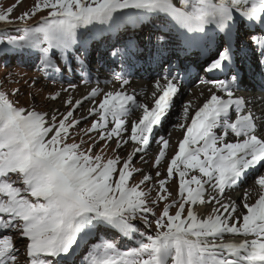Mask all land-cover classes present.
I'll return each instance as SVG.
<instances>
[{"label": "snow or ice", "instance_id": "snow-or-ice-1", "mask_svg": "<svg viewBox=\"0 0 264 264\" xmlns=\"http://www.w3.org/2000/svg\"><path fill=\"white\" fill-rule=\"evenodd\" d=\"M19 3L0 10V22L13 24ZM148 17L160 22L155 62L163 66L176 46L184 54H198L206 74L226 78L201 81L211 85L209 94L195 108L170 159L169 139L157 132L174 107L178 77L169 61L164 82L157 79L153 85L151 106L138 103L135 94L125 91L131 73L123 70L140 54L135 41L112 46L111 56L122 65L114 76L120 89L98 101L97 87L81 99L69 97L64 113L46 112L19 106L11 98L19 89L0 90V264H20L19 237L30 264H264V110L257 116L249 107L252 101L235 95L238 72L228 76L238 53L247 55L249 42L254 48L248 51L264 68V0H34L15 18L25 22L15 29L17 34L0 30V46L35 56L50 73L61 71L58 64L72 70V61H78L87 76L83 58L94 29L119 32ZM245 24L251 29L249 40L238 48L239 28ZM59 96L56 92L49 99ZM87 101L93 102L88 118L95 119L85 130L88 141L76 142L72 130L82 120L74 113ZM190 108L188 101L182 120H189ZM136 109L142 115L126 119ZM174 127L185 129V124ZM114 139L111 155L96 151ZM154 141L158 154L153 174L134 161L139 156L146 163ZM129 144L132 151L119 155ZM166 160L162 178L159 169ZM134 175H142L138 183H131ZM174 176L179 178V200L165 203L157 214L154 208L169 199L168 182ZM247 178L259 187L254 202L247 191L239 206L225 202L226 190ZM148 185L158 190L157 199H148ZM207 189L218 195L205 201ZM206 202L214 206L201 218L192 205ZM174 205L178 209L171 214ZM137 221L146 230L154 224V234L140 231ZM226 234L243 239L226 242ZM125 239L136 246H127Z\"/></svg>", "mask_w": 264, "mask_h": 264}, {"label": "bare ground", "instance_id": "bare-ground-1", "mask_svg": "<svg viewBox=\"0 0 264 264\" xmlns=\"http://www.w3.org/2000/svg\"><path fill=\"white\" fill-rule=\"evenodd\" d=\"M19 6L21 9L20 3ZM18 6V7H19ZM16 11V10H15ZM152 20H150L151 22ZM149 23V22H148ZM144 27L146 24L143 22V19L134 25H129L130 27L135 26L136 29L131 33L132 38H128L126 40L120 41V43H123L128 40L135 41V43L138 45L140 49V54L136 57L135 60L128 62L127 64L123 65V70L127 73H131L129 79L130 83L129 85L125 86V91H127L129 94H135L137 102L138 103H147L151 106L153 103V98L151 93L155 91L153 85L157 79H161V82L163 83L162 77L167 72L168 62L171 61L173 64V75H176L178 77L177 84L179 85V92L174 98V107L172 111L169 113V115L165 118L163 124L160 126L157 132V136H163L167 139H169V152L167 154V159L171 158V155L174 154V152L177 150L178 142L183 138L184 132L186 130V126L190 124V117L194 114V110L197 106L202 105L205 98L209 94V89L211 88V85L207 83L199 82V84L193 88H191V93L187 96L185 103L188 101L192 102V108L189 110V120L184 121L181 119L182 117V108L183 106H180V101L182 100V97L184 94L188 92V86H190L195 80L196 75H198L199 72L203 73L201 76L203 81L209 80V79H224L226 78L224 74L222 73H215V74H206L200 65L203 63V60L201 57H199L198 54H184L183 52L175 50H171L167 55V60H165L163 66L157 62H155L152 58L156 55L157 52H151L147 56H152L151 60H147V57L143 56L144 52H147V48L144 45V37L148 36V41L150 42V37H157L160 32L156 31V29H151L148 32L145 33H139L141 26ZM152 25V24H151ZM13 26V24H5L4 27ZM156 26V25H154ZM139 29H138V28ZM239 27V26H238ZM128 27H124L126 30ZM138 29V30H137ZM244 29L243 28H239ZM251 29L247 26V28L241 33H239V38L237 40V47L239 48L241 45L244 44L245 41L249 40V37L246 35ZM257 31L259 32V27H257ZM105 33L109 36L114 37L112 42L117 39L118 40V32L114 33H108L105 31ZM161 34V33H160ZM129 35V34H127ZM126 35V37H128ZM108 36L105 35L104 39H107ZM109 39V37H108ZM113 45V44H112ZM110 45V47L112 46ZM144 46V47H143ZM248 48H254V45H252L250 42L248 44ZM248 48H245V52H247V55H244V53H238L236 63L234 66V69L232 71L228 72V76L230 77L232 74H235L236 72L239 73L240 77V86L235 91V95L237 96H245L249 101H252V103L249 105V107L253 108V111H255L256 115L259 116L261 113V110H264V100L261 99L262 96H264V70L262 68H257V64L254 57V53L252 51H248ZM152 51V48H150ZM101 51V50H100ZM100 51H97L100 53ZM106 51V49L104 50ZM158 51V48L156 49ZM90 57V55H89ZM87 58V61L91 58ZM97 59H99V56H96ZM86 61L85 68L87 70V76H85L84 73L80 70V65L77 64L76 69L71 65L70 72L65 75V78L68 84H66L65 89H69L70 93L66 94L62 99L59 97L56 99V101H52L49 103V107L45 110L46 112H52L57 111L58 113H63L65 110H67V106L65 105V101L71 97L73 101L77 99H81L83 96L88 95V93L93 88H100L101 93L98 95L95 99L98 101L102 98L103 94L108 91H117L120 89V82H114L109 83L111 79L114 78V73L111 71V68L107 67L108 62H104L103 65H98L96 70L90 69V65H88V62ZM109 61V60H108ZM190 64V65H188ZM119 65H121L119 61ZM178 65V66H177ZM77 70V73L75 70ZM121 69L117 72H121ZM158 71L159 74L155 75V72ZM231 74V75H229ZM112 77V78H111ZM137 80H134V79ZM70 79V80H69ZM85 79H87V83H85ZM97 82V84H90L89 87H82L81 84H87L92 82ZM117 81V80H116ZM75 85L74 88H69V85ZM59 90V89H58ZM57 91V90H56ZM66 92V91H65ZM203 93V95H201ZM61 94V93H60ZM223 95L222 93H218ZM54 95V94H53ZM51 96V95H50ZM38 97V96H37ZM44 99V98H43ZM33 100V99H32ZM34 103V102H33ZM48 104V103H47ZM93 106L92 101L85 102L80 109H78L74 116L78 115L76 118L81 119L83 121H90L92 123V120L95 119V117L88 118L89 109ZM181 111V114L179 116V123L185 124V129H180L178 127H168L167 121L169 119V116L173 111ZM142 115V112L140 109H136L132 113L129 114V116L126 118L128 120H135L138 119L139 116ZM176 124V125H177ZM82 123H80L79 127L72 130V139H74L76 142H79L81 139L88 141L89 137L88 135H85L86 128H81ZM129 130H130V124H129ZM96 133H91V136L96 137ZM72 142V141H71ZM87 143H85V147H87ZM116 142L115 139L111 142L110 146H107V142L100 144L96 151L100 152L101 149L104 150V153L106 156L112 154V149L115 148ZM133 149V145L129 144L127 147L122 148L120 152L118 153L121 156H126L127 153L131 152ZM158 154V146L156 141H154L151 145L150 150L145 155V162H142L140 157L138 156L135 161L134 165L138 168L144 169L143 167H146V171L148 172L150 169L152 170L153 174L156 171V169L152 168V165L154 163V158ZM166 167H167V160L162 162V166L160 167V171L162 172V178L166 175ZM197 174L190 172L189 175ZM137 175H134L133 180L131 183H136L137 181ZM141 179V178H140ZM179 178L178 176H174L173 179L169 180L168 182V188L171 195L169 196V199L167 201H160L154 208V211L159 210L164 206L165 203H172L173 200H179ZM245 185V187H244ZM247 185V186H246ZM194 187V186H193ZM149 188H152V191L149 193L148 199L155 200L157 199V189L153 185H148L145 187V191H148ZM247 191L249 193L248 200L249 202H254V200L258 197L259 193V187L258 185H255L254 182L250 181V178H247L243 180L239 185L235 186L234 188H230L226 190L223 200L225 202L231 200L237 203L239 206L241 203H243V194ZM211 195H218V193L213 192L211 189H207L205 192V201H207L208 197ZM214 206V204L211 203H204V204H197L192 205L194 211H196L198 216H201L203 218L207 214L211 213V209ZM178 209V205H174L170 209V213H173ZM186 214V212H185ZM251 238V237H249ZM225 241L229 240H241L243 239L242 236L236 235L232 236L231 234H226Z\"/></svg>", "mask_w": 264, "mask_h": 264}, {"label": "rangeland", "instance_id": "rangeland-1", "mask_svg": "<svg viewBox=\"0 0 264 264\" xmlns=\"http://www.w3.org/2000/svg\"><path fill=\"white\" fill-rule=\"evenodd\" d=\"M15 3H17V0H0V10H5L7 7ZM33 3H34V0H20V5H22L21 9H19L20 6L17 7L16 11H14V13L12 14V19L14 20L13 26L4 27L6 23L0 22V30L7 29L8 30L7 34L9 35L17 34L15 29L17 27H23L25 22L16 20L15 18L19 16L22 12L29 10L30 7L33 5ZM150 20L152 21L150 22ZM34 22L35 21H29L28 23H34ZM143 22L146 25L144 27L140 25L141 28H140L139 33L142 32L146 34V32L150 30L149 29L150 27L151 29H156V31H158L160 27L159 20L155 19L154 17L145 18L143 19ZM127 27H128L127 29H130V30H126L124 29V27H122L119 30L118 36H117L118 40L116 39L114 43L112 42V40L114 39V37H116L117 34L112 39V36L107 35L105 31H101L99 28L94 29L93 30L94 38L89 43L88 54H87V57L91 59L87 61V58L84 57L83 58L84 63H86L87 61L88 65H90V69L96 70L97 69L96 67L98 65L100 66V65H103L104 62H108L107 67L111 68V71L114 73V75L118 73L117 71L121 69V65H119V60L111 56L110 53L113 50L112 46L114 44H118L120 43V41L126 40L128 38H132V35L130 32L134 31L136 27L135 26L133 27L127 26ZM246 28H247V24H245L244 29L239 30V33H241V31L243 32ZM105 35L108 36L109 39L108 37L107 39H104ZM126 35L128 37H126ZM148 36L144 37V45L147 48V52H144L143 56L144 57L146 56L147 60L150 61L152 56H147V55L150 54L151 52H157L156 49L159 48V45L157 42V37H150V42H149ZM110 45L112 46L110 47ZM7 47H8L7 45L0 46V90H5V91H8L9 93H12L13 90L19 89L20 90L19 94L11 97L14 100H16L19 106H22L25 108L35 107L37 110L45 111L49 107L50 102L56 101V100L49 99L50 95L52 96L56 92H60L61 94L59 97L62 99L64 96H66V94L70 93L69 92L70 90L68 88H67L68 91L66 92L64 91V89L66 88V84H68L66 82L72 83L71 80L70 79H69L70 81H67V79H65V81L63 80L65 78V75L70 72L68 68L63 67L62 64H58V67L61 68V71L59 73L46 72L44 69L38 66V61L35 56H29L25 51H20V50H15V49L4 50ZM150 48H152V51ZM105 49L106 51H104ZM172 50L174 52L175 50L179 51L178 47L176 46H174ZM97 51H100V53ZM96 56H99V59H97ZM77 64H79L78 61H75V60L72 61V66L75 69L77 67ZM257 68H259L258 64H257ZM75 72L77 73V70H75ZM158 74L159 72L156 71L155 75H158ZM202 75L203 73L201 72H199L198 75H196V80L190 85L192 87L189 88L188 86H186L188 88V92L183 95L182 100L180 101V106L181 105L183 106L185 104V100L187 96L191 93V88L195 87L197 83L199 84V82L203 81L201 77ZM50 76H55V79L50 78ZM134 80H137V79L135 78ZM111 82L114 83V82H120V81H116L115 79L112 78L109 83ZM93 83L97 84V82L94 81L92 83H88V85L81 84V83L80 85L82 87H89ZM180 114H181V111H177V110L173 111L171 115L169 116V119L167 121V126L172 127L173 129L174 125H176L177 122L179 121ZM78 115H76L75 118ZM81 123L82 125L80 129L82 128L84 129L86 127L89 128L91 126V122L88 120L83 121ZM69 142H71V140ZM143 168H144L143 169L144 171L147 170L146 167H143ZM137 178L138 179L136 183L139 182L140 178H142V175H137ZM250 181L253 182L251 178H250ZM162 208L157 210L156 213L159 214ZM174 213L175 211L171 214H174ZM137 226L140 229V231H148L149 234H154V231H155L154 224L151 230H146L143 224L139 221H137ZM17 238H18V234H14L13 235L14 242ZM19 239L21 240V243L18 244L17 247L20 249L19 255H18L20 264H30V262L26 259V251L23 246V238L19 237ZM124 244H126L127 246H136L133 241H128L126 239L124 240Z\"/></svg>", "mask_w": 264, "mask_h": 264}]
</instances>
